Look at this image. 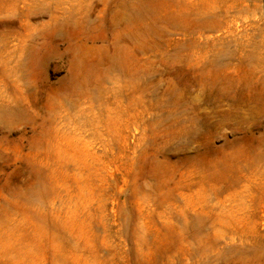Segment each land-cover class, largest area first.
<instances>
[{
  "label": "rangeland",
  "instance_id": "374dc122",
  "mask_svg": "<svg viewBox=\"0 0 264 264\" xmlns=\"http://www.w3.org/2000/svg\"><path fill=\"white\" fill-rule=\"evenodd\" d=\"M0 264H264V0H0Z\"/></svg>",
  "mask_w": 264,
  "mask_h": 264
}]
</instances>
